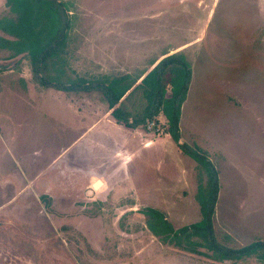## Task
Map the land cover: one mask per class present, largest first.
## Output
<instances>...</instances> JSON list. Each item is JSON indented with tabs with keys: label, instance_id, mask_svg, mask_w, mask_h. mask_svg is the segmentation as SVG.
<instances>
[{
	"label": "rangeland",
	"instance_id": "obj_1",
	"mask_svg": "<svg viewBox=\"0 0 264 264\" xmlns=\"http://www.w3.org/2000/svg\"><path fill=\"white\" fill-rule=\"evenodd\" d=\"M62 2L65 78L135 82L132 114L156 63L188 60L180 142L218 169L216 231L234 246L264 240V0ZM14 15L0 0V18ZM9 53L0 49V264H264L217 261L147 227L149 207L175 228L201 219L205 179L164 117L155 129L117 125L100 92L43 86L28 57Z\"/></svg>",
	"mask_w": 264,
	"mask_h": 264
},
{
	"label": "trees",
	"instance_id": "obj_2",
	"mask_svg": "<svg viewBox=\"0 0 264 264\" xmlns=\"http://www.w3.org/2000/svg\"><path fill=\"white\" fill-rule=\"evenodd\" d=\"M14 17L0 18V49L9 50V57H28L31 70L38 82L46 87L63 91H98L111 109L116 123L126 127L143 126L155 129V123L164 117V126L182 151L198 163L201 179L197 200L201 219L175 228L160 210L142 209L147 227L166 243L183 250L204 254L217 261H240L250 256L264 262V240L234 246L228 244L229 237L220 238L215 226V211L220 177L208 152L200 146L181 143L180 121L182 106L186 99L193 71L187 59L178 53L163 57L152 71L141 79L138 86L146 85L140 112L132 114L126 108L128 92L135 82L127 84L122 77L111 80L77 81L65 78L67 53L65 39L71 26L70 15L62 0H6ZM140 77V76H139ZM63 78V79H62ZM97 79V78H96ZM137 81V80H136ZM121 88H117V85ZM144 104V105H143ZM154 122L152 127L150 123Z\"/></svg>",
	"mask_w": 264,
	"mask_h": 264
},
{
	"label": "built area",
	"instance_id": "obj_3",
	"mask_svg": "<svg viewBox=\"0 0 264 264\" xmlns=\"http://www.w3.org/2000/svg\"><path fill=\"white\" fill-rule=\"evenodd\" d=\"M153 125H154V122H151L150 125H149V127H152Z\"/></svg>",
	"mask_w": 264,
	"mask_h": 264
},
{
	"label": "crops",
	"instance_id": "obj_4",
	"mask_svg": "<svg viewBox=\"0 0 264 264\" xmlns=\"http://www.w3.org/2000/svg\"><path fill=\"white\" fill-rule=\"evenodd\" d=\"M141 78H138V80H140ZM141 81V80H140ZM116 122V121H115ZM117 125H119L118 123H117Z\"/></svg>",
	"mask_w": 264,
	"mask_h": 264
}]
</instances>
